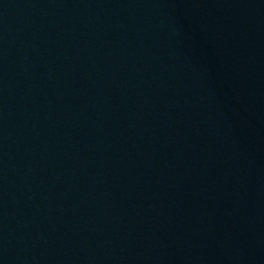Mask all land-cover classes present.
<instances>
[{"label":"water","instance_id":"obj_1","mask_svg":"<svg viewBox=\"0 0 264 264\" xmlns=\"http://www.w3.org/2000/svg\"><path fill=\"white\" fill-rule=\"evenodd\" d=\"M0 264H264V0H0Z\"/></svg>","mask_w":264,"mask_h":264}]
</instances>
